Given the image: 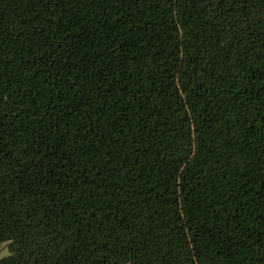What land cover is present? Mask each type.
<instances>
[{
	"label": "trees",
	"instance_id": "1",
	"mask_svg": "<svg viewBox=\"0 0 264 264\" xmlns=\"http://www.w3.org/2000/svg\"><path fill=\"white\" fill-rule=\"evenodd\" d=\"M0 264H264V0H0Z\"/></svg>",
	"mask_w": 264,
	"mask_h": 264
},
{
	"label": "rangeland",
	"instance_id": "2",
	"mask_svg": "<svg viewBox=\"0 0 264 264\" xmlns=\"http://www.w3.org/2000/svg\"><path fill=\"white\" fill-rule=\"evenodd\" d=\"M7 253L6 245L0 244V258L5 256Z\"/></svg>",
	"mask_w": 264,
	"mask_h": 264
}]
</instances>
